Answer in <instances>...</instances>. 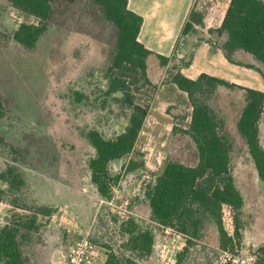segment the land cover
I'll list each match as a JSON object with an SVG mask.
<instances>
[{
  "label": "rangeland",
  "instance_id": "374dc122",
  "mask_svg": "<svg viewBox=\"0 0 264 264\" xmlns=\"http://www.w3.org/2000/svg\"><path fill=\"white\" fill-rule=\"evenodd\" d=\"M225 1L198 0L199 19L217 21ZM53 11L46 33L33 50H27L15 43L12 35L20 24H35L36 20L0 0V100L5 106L0 120L4 142L0 172L13 166L27 182L20 194L6 193L7 186L0 182V229L19 216L36 218L40 228L23 246L27 264H60V257L81 236H88L98 247L101 264L109 252L133 264H220L223 253L254 254L264 241V186H258L251 174L245 181L249 174L237 169V161H245V154L234 138L231 170L244 197L240 221L247 232V244L234 238L227 207L222 210V223L229 243L220 241L215 222L206 216L195 238L182 236L151 218L145 192L165 165L193 167L198 162L196 146L186 134L192 109L187 96L170 81L174 70L188 62V56L180 60L171 57L165 77L154 88L142 83L132 86V91L138 90L136 101L149 107L144 126L133 154L110 164L111 175L120 177L111 198L106 200L94 190L88 162L95 151L87 133L95 130L111 139L127 125L128 112L120 103L121 95H106L105 75L118 32L104 19L102 10L87 0L56 2ZM203 99L223 121V133L231 137L232 121L225 124L218 112L221 98L213 94ZM237 135L243 138L238 131ZM130 160L139 168L126 173L124 166ZM35 201L64 206L59 220H55L59 209L50 207V218L57 221L55 228H46L50 218L37 211ZM129 220L154 235L150 256L129 248V236L122 231ZM58 221L63 224L59 226Z\"/></svg>",
  "mask_w": 264,
  "mask_h": 264
},
{
  "label": "trees",
  "instance_id": "16d2710c",
  "mask_svg": "<svg viewBox=\"0 0 264 264\" xmlns=\"http://www.w3.org/2000/svg\"><path fill=\"white\" fill-rule=\"evenodd\" d=\"M15 10L29 15L35 24H20L12 35L15 43L27 50H33L49 27L56 2L76 3L81 0H7ZM97 5L104 19L117 30V44L111 63L106 71V95L120 94V103L128 112L124 130L111 139H105L99 132L92 130L86 135L95 151L88 162L90 181L97 193L109 200L112 188L119 182V175L112 176L110 164L128 158L133 154L135 145L148 115V105L136 101V91L132 86L142 83L154 88L148 76V60L152 53L138 40L142 18L128 9L127 0H87ZM192 18V17H191ZM192 31L187 23L183 35ZM225 58L233 63L237 52L251 55L259 67L248 68L262 74L264 68V0H230L221 26L209 30ZM162 67L169 59L156 56ZM190 61L182 64L171 75V83L186 94L192 109L186 134L196 146L198 162L195 166L167 163L155 178L154 185L145 192L149 203L151 218L161 226L171 228L182 236L195 238L202 226L204 216L215 222L221 242H231L223 228L222 210L231 211L234 224V238L242 239L240 216L243 198L235 187L231 171L232 144L223 133V121L209 107L203 98L216 93L218 87L240 91L244 107L237 122V130L244 138L248 153L255 166L258 178L264 182V149L259 142V124L264 114V92L253 91L228 84L217 78L200 75L196 80L184 77L180 70ZM80 100V99H79ZM78 100V101H79ZM5 116V106L0 100V120ZM4 142L0 137V149ZM139 165L130 160L124 171L138 170ZM0 182L7 186L6 193L20 194L27 186L24 176L13 166L0 172ZM14 204V202H13ZM16 207V206H14ZM16 209H19L16 207ZM37 211L51 217L52 209L39 206ZM36 218L19 216L0 229V264H27L23 246L30 242L33 232L38 230ZM122 231L129 236V248L150 256L154 235L151 231H141L132 220L124 223ZM189 245V241H186ZM27 245V244H26ZM260 264H264V245L255 250ZM104 264H133L124 261L114 252H109Z\"/></svg>",
  "mask_w": 264,
  "mask_h": 264
},
{
  "label": "crops",
  "instance_id": "0c3cea01",
  "mask_svg": "<svg viewBox=\"0 0 264 264\" xmlns=\"http://www.w3.org/2000/svg\"><path fill=\"white\" fill-rule=\"evenodd\" d=\"M197 1L198 0H127L128 9L142 18V25L137 40L152 53V56L148 60V76L151 83L155 86L160 79L165 77L166 68L169 64L162 67L156 56L165 57L169 60L171 57L180 60L188 56V62L190 61V64L186 67H182L180 70V73L187 79L196 80L200 75H207L241 88L264 92V68H261L262 74L248 68V66L259 67V65L251 55L243 52L235 53L233 56L234 62H229L219 48L218 43L214 39H211L208 34L209 30H216L221 26L230 0L225 1V5L217 21H212L209 17H205L203 20L199 19L195 8ZM209 15H211V13H209ZM187 23H190L192 26V31L183 35V28ZM198 29L201 32L197 31ZM172 86L176 88L173 84ZM180 93L186 96L185 93ZM215 96L221 98L218 100V104L221 106L218 112L223 116L224 122L229 120L232 121L231 123L234 129V133L231 137L228 134L226 135L232 144L230 165L234 163L232 158L234 154V138L237 143L239 140L241 153L245 154V161L242 159L237 161L239 164L237 169L244 170L243 172H246L245 174H249L246 175L245 181H249L248 176L251 174L253 181L259 184L258 186H264V182L260 181L258 178L255 166L248 153L245 140L237 135V122L244 107L242 92L218 87ZM222 108L228 112L224 114V112L220 111ZM259 142L262 149H264V114H262L259 124ZM235 150L238 152L237 148ZM248 163H250L249 170L246 169ZM232 177L235 187L241 193V190L236 185L237 179L233 173ZM90 184L95 187L92 183ZM94 190L96 191V188ZM242 198L244 207L243 195ZM35 203L38 206L58 208L57 219L55 220H59L58 218L63 215L61 210L64 209V206L49 202L39 203L35 201ZM37 218L39 219L40 217L38 216ZM56 222L57 221L54 222V217L50 218L46 228H55L54 223L56 224ZM58 222L59 226L63 224L60 221ZM246 233L247 232L243 230L242 241L244 244L249 242L246 239ZM255 242H257V240ZM261 244L264 245V241H262L257 248L260 247ZM57 256L58 254H55V259Z\"/></svg>",
  "mask_w": 264,
  "mask_h": 264
},
{
  "label": "built area",
  "instance_id": "2783aa9c",
  "mask_svg": "<svg viewBox=\"0 0 264 264\" xmlns=\"http://www.w3.org/2000/svg\"><path fill=\"white\" fill-rule=\"evenodd\" d=\"M169 230H166L168 233ZM60 264H101L99 249L88 236H81L68 248V252L60 257ZM220 264H260L254 254H230L221 255Z\"/></svg>",
  "mask_w": 264,
  "mask_h": 264
}]
</instances>
